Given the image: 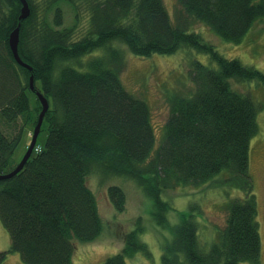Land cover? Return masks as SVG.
Returning a JSON list of instances; mask_svg holds the SVG:
<instances>
[{"label":"trees","instance_id":"obj_1","mask_svg":"<svg viewBox=\"0 0 264 264\" xmlns=\"http://www.w3.org/2000/svg\"><path fill=\"white\" fill-rule=\"evenodd\" d=\"M26 1L31 13L20 21L22 2L0 0V176L17 167L14 155L24 131L38 124L43 110L38 94L49 110L40 133H47L46 141L37 140L20 173L0 181V217L11 237L10 252L20 253L26 264H74L75 241L93 242L104 230L89 186L95 174L134 182L144 191L164 240L158 241L163 264H259V204L250 158L261 109L233 85L264 84V72L225 58L190 26L196 21L240 44L263 21L264 0H177L181 16L175 20L164 0H50L44 9ZM61 2L76 12L67 22ZM19 24V55L32 71L16 61L9 44ZM183 49L206 55L210 64L190 58L192 90L181 93L176 85L159 99L169 114L155 148L144 91H130L122 80L125 57L169 56ZM215 180L214 188L237 189L242 198L225 191L226 224L222 230L208 228L202 244L200 226L209 225L201 207L167 221L179 208L164 195L177 186L203 187ZM105 191L113 208L123 212L125 189L113 184ZM142 219L102 264L153 256L141 239ZM6 255L0 252V264Z\"/></svg>","mask_w":264,"mask_h":264},{"label":"rangeland","instance_id":"obj_2","mask_svg":"<svg viewBox=\"0 0 264 264\" xmlns=\"http://www.w3.org/2000/svg\"><path fill=\"white\" fill-rule=\"evenodd\" d=\"M44 9L47 1L50 0H35ZM169 13L172 14L173 20L177 18L179 5L177 0H164ZM62 13L66 22L71 19L76 13L72 6L61 2ZM84 10V9H83ZM42 12V10H40ZM50 13H53L51 11ZM79 13V11L77 12ZM81 13H88L85 10ZM86 22V21H85ZM190 28L199 33L203 39L212 41L217 45L218 50L228 59H238L247 66L254 67L264 72V20L255 24L251 32L240 44H231L224 41L219 36L215 35L207 26L194 21ZM194 58L203 64L209 65L210 61L206 55L196 53L193 50L183 49L179 52L161 56L155 55L149 58L136 57L127 54L124 61V70L122 80L127 89L140 94L144 91L143 96L148 100L152 109V123L155 133V143L157 148L163 140V130L169 114V107L161 105V98H164L167 93H174L176 85L181 86V93H186L192 90V85L189 79V59ZM190 60V61H191ZM233 88L240 93L249 95L261 109L258 114L259 130L251 141V173L254 179V193L257 197L259 206V228L262 241V255L259 264H264V84L257 81L252 82H237ZM164 92V95H163ZM169 96L167 99H169ZM143 98V97H142ZM144 99V98H143ZM145 100V99H144ZM165 100V98H164ZM40 102V100H39ZM41 104V103H40ZM42 106V105H41ZM35 128H27L24 131L22 141L18 146L14 161L19 164L25 157L30 147ZM47 133L43 132L38 144H43L46 141ZM218 176V181L221 180ZM217 180L211 182L207 186H177L172 190H168L164 198L179 209H174V213L167 215V221H176L180 217V212L183 217H188L196 206L201 207V213L205 217L208 227L202 229L200 226V241L205 244V238L209 237L208 228L222 230L226 224L227 212L222 202L225 199V185L220 188H214ZM117 184L123 187L127 194V201L123 212L117 211L110 204L106 195L105 189L109 186ZM129 184V185H127ZM89 186L95 192L99 202L100 215L104 222V230L101 236L93 242L75 241V257L74 264H102L107 257L116 254L123 246L124 238L127 234L133 231L137 225L138 219H142L145 227L142 241L146 242L153 250V256L141 254L135 256L132 260H128L129 264H163L162 254L158 247V241L161 238L159 230L153 225L154 221L150 215V206L148 197L143 190L138 189L134 182L111 178H101L100 175L92 174L89 179ZM206 187V188H205ZM237 195L242 198V193L239 190L228 195L229 198ZM223 198V200H222ZM199 199L200 204L195 200ZM184 209V210H183ZM183 210V212H182ZM168 218V219H167ZM142 226V225H140ZM204 235V237H203ZM216 234L212 235L214 237ZM168 238V237H166ZM164 242V240L161 238ZM11 237L8 230L5 228L0 217V252H7L2 264H26L20 253L10 252ZM209 247V245L207 246ZM250 264V263H247Z\"/></svg>","mask_w":264,"mask_h":264},{"label":"water","instance_id":"obj_3","mask_svg":"<svg viewBox=\"0 0 264 264\" xmlns=\"http://www.w3.org/2000/svg\"><path fill=\"white\" fill-rule=\"evenodd\" d=\"M20 1L22 2L23 7L21 9V15H20L19 20L23 21V20H26L28 18V16L31 13V10H30V6L26 0H20ZM20 28H21V24H19L18 27L15 29V31H13V33L11 34L10 39H9V44H10L12 53H13L16 61L21 66L26 67L30 71H32V68L29 65H27L26 63H24L23 60L21 59L20 55H19ZM33 83H34V80L32 78L31 79V85H32L31 87L32 88H33ZM38 98L40 100V103L42 105L43 110L39 115L38 124L36 125V127L34 129L32 141H31L30 147L28 149V152L25 155V157L23 158V160L21 161V163H19L17 165V167L14 169V171H12L9 174L0 176V181L9 180V179L13 178L15 175H17L18 173H20L23 170L26 162L29 160V158L32 156V154L34 152L38 137L41 133V128H42V125L44 122L45 115H46L47 111L49 110V102L47 101V99L41 94H38Z\"/></svg>","mask_w":264,"mask_h":264},{"label":"bare ground","instance_id":"obj_4","mask_svg":"<svg viewBox=\"0 0 264 264\" xmlns=\"http://www.w3.org/2000/svg\"><path fill=\"white\" fill-rule=\"evenodd\" d=\"M262 20H264V19H262Z\"/></svg>","mask_w":264,"mask_h":264}]
</instances>
